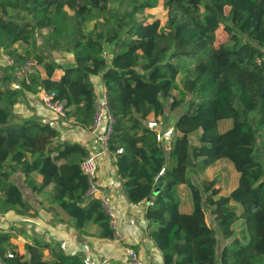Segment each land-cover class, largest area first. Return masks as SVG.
Here are the masks:
<instances>
[{
	"label": "trees",
	"instance_id": "trees-1",
	"mask_svg": "<svg viewBox=\"0 0 264 264\" xmlns=\"http://www.w3.org/2000/svg\"><path fill=\"white\" fill-rule=\"evenodd\" d=\"M160 5L165 25L146 12ZM220 26L228 38L216 45ZM44 29L39 48L36 33ZM55 51L71 53L73 61L60 63ZM0 52L13 60L0 75V214L36 218L42 205L54 214L58 205L80 233L115 237L110 214L100 194L89 193L81 168L89 149L63 139L49 121L15 111L27 92H53L65 119L92 127L99 77L112 118L108 151L127 199L150 197L144 216L163 264H264V0H0ZM30 61L46 76L13 75ZM178 79L190 95L186 102L174 94ZM166 104L186 109L168 127L173 134L160 141L148 121L153 115L159 124ZM223 119L232 125L220 131ZM220 159L238 172L228 194L216 178L199 184L191 178ZM18 173L49 203L39 199L37 206L25 197ZM181 185L191 191L189 211L176 196ZM206 209L225 240L219 255ZM89 223L92 232L85 229ZM13 227L0 228V264H86L82 251L68 253L56 239L27 235L21 250Z\"/></svg>",
	"mask_w": 264,
	"mask_h": 264
},
{
	"label": "crops",
	"instance_id": "crops-1",
	"mask_svg": "<svg viewBox=\"0 0 264 264\" xmlns=\"http://www.w3.org/2000/svg\"><path fill=\"white\" fill-rule=\"evenodd\" d=\"M57 72L56 77L58 78L62 70H57ZM42 75L45 77L46 73L44 72ZM95 81L96 92L99 96L103 88L99 77H96ZM39 93L27 92L15 106V111L24 118L36 116L44 121H49L61 131L63 139L78 141L89 149L90 154L98 155L99 170L96 183L99 191L97 193L100 194L107 211L111 210L116 214L115 219L111 220L116 229V235L114 238H99L80 233L72 224L68 214L57 206L54 208L55 214L49 213L45 209L49 214L45 221L40 216L41 212L36 218L17 215L12 211L4 213L6 218L13 219L11 224L14 225L13 230L17 231V237H24V243L27 241V235H35L45 240H59L66 252L82 251L85 258L94 264H163L162 253L149 235V222L144 216L148 204L147 199L139 203H132L127 199L114 164L115 156L108 150H104L103 143L95 137L93 125L84 128L72 119L67 120L64 117L53 116L44 107ZM153 117L151 115L150 119ZM18 174L24 179L21 173ZM40 179L39 175V179L36 180ZM190 203L192 205V201ZM36 204L39 206L38 203ZM189 205L185 209H181L189 211L192 209V206L189 208ZM32 223L34 227L31 226ZM85 229L87 232H92L95 225L89 223ZM128 246L135 249L141 263L135 262L126 254L125 249Z\"/></svg>",
	"mask_w": 264,
	"mask_h": 264
},
{
	"label": "rangeland",
	"instance_id": "rangeland-1",
	"mask_svg": "<svg viewBox=\"0 0 264 264\" xmlns=\"http://www.w3.org/2000/svg\"><path fill=\"white\" fill-rule=\"evenodd\" d=\"M146 12L150 13L155 18L161 19L162 24L165 25L166 10L163 8L162 5H160L159 7H155V8H149L146 10ZM91 25H92V23L87 24L86 29H89L91 27ZM46 33H47L46 29H44L42 31H37V33H36V43H37L39 48H43L42 42H43V39H44V36L46 35ZM227 38H228L227 33L225 32L223 27L220 26V28H218V30H217L216 45L227 40ZM20 47L21 46H19V48ZM20 49H22V47ZM106 49L109 52L110 47L107 46ZM53 55H54L55 59H57L60 63H63V64H69L73 61L72 54L69 52H57V51H55ZM12 61L13 60L9 55H5V54L0 52V75H3L4 73L7 72L5 66H7V64L11 63ZM27 71L28 70H27L26 66H24V67L19 66L18 69H16L13 72V75L15 77L21 78L23 75L28 73ZM35 71H40L41 73L45 72L44 68L41 67L40 65L36 64L35 61H30L29 62V72H35ZM13 87H16V84H14ZM174 94L178 99L181 97H184L185 102L190 98V95L183 93L182 84H181L180 79H178L176 82V88L174 89ZM185 109H186V104L179 106L175 110H170L169 105L166 104L165 105V113L160 118V122H159L160 129H166L168 127H172L176 118L181 113H183L185 111ZM231 125H232L231 119H223L222 121H220L219 130L225 131ZM191 139H192V141L197 142V135L196 134L191 135ZM261 144H262V141L260 142L259 151L263 154V158H264V145L261 146ZM170 145H171V143H169L167 141L165 147L169 148ZM192 161L194 162L193 159H192ZM206 176L209 178H216L217 179L218 186L221 188V194H228L235 187V185L237 184V180H238V177H237L238 172L235 170L232 163L228 162L227 160H223V159L218 160L215 165L207 168L204 172H197L195 174L193 173L191 178L193 179L194 182L199 184L200 180ZM14 177H15L16 182L22 187L25 197L35 201L36 203L39 202V199H41L45 203H49V201H47L45 199V196H41V198H40L36 193H31L30 192L31 190L23 182V179L19 176V174H16ZM34 177H35V179H39V175L37 173L34 175ZM176 196H178L180 199V207L182 209H185L188 206V204H190L189 208L192 206L190 203V201H192L191 191L185 185H181L176 189ZM192 208H193V206H192ZM206 211H207V216H208L209 222L217 230L218 255H219L221 248H222L223 244L225 243V240L221 237V234L217 228L216 222L213 220L209 209H206ZM40 212L42 213V214H40L42 220L45 221L49 214H47V212L45 211L44 205H42L40 207ZM8 219H10V218H8ZM3 220L4 219L3 218L1 219V216H0V228L11 229L13 227V224H11L9 222L5 223V221H3ZM238 223H239V221L236 222V228H238ZM31 226L34 227V224L32 223ZM13 240L19 245L20 249L22 250L23 245H24V237H17V238H14ZM45 253H46V256H48V251H45ZM218 264H221V263L218 262Z\"/></svg>",
	"mask_w": 264,
	"mask_h": 264
},
{
	"label": "built area",
	"instance_id": "built-area-1",
	"mask_svg": "<svg viewBox=\"0 0 264 264\" xmlns=\"http://www.w3.org/2000/svg\"><path fill=\"white\" fill-rule=\"evenodd\" d=\"M27 72H29V63L26 65ZM18 87V85H16ZM100 90V89H99ZM39 97L41 102L43 103L44 107L51 112L53 116H60L64 117L65 115V108L64 104L55 99V93L53 92H46V91H40ZM97 112L93 121L94 126V133L95 137L103 143L104 150H108V141L110 138V134L112 132V118L111 115L108 113V107H107V96L104 90L102 91L101 95H97ZM149 126L152 128H155L157 132V138L160 141H164L168 139L172 134L173 131L171 128L168 129H160L159 124L154 120L148 121ZM123 149L119 148L118 152H122ZM97 154L92 153L89 154L81 163V168L84 173H86L90 178V190L89 193H96L99 191V187L96 183L97 176H98V160H97ZM163 170L160 171L159 174H161ZM111 220L115 219V213L113 211H109ZM1 219L3 218L5 223H12L13 219H8L4 216V214H0ZM6 230H9V228H5ZM126 254L131 257L135 262L141 263L140 260H138V253L135 251V249L131 246L126 247L125 249ZM86 264H94V262L89 261L88 258H85Z\"/></svg>",
	"mask_w": 264,
	"mask_h": 264
},
{
	"label": "water",
	"instance_id": "water-1",
	"mask_svg": "<svg viewBox=\"0 0 264 264\" xmlns=\"http://www.w3.org/2000/svg\"><path fill=\"white\" fill-rule=\"evenodd\" d=\"M192 164H193L192 157L189 155L188 160H187V165L191 166ZM162 186H163V182H160L158 187L155 189L154 192L155 193L158 192L161 189ZM147 202L148 203L150 202V197L147 198Z\"/></svg>",
	"mask_w": 264,
	"mask_h": 264
}]
</instances>
